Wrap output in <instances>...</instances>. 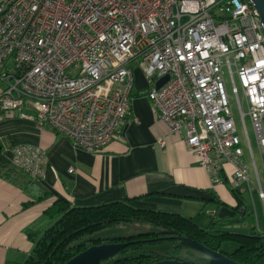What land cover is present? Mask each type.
Segmentation results:
<instances>
[{"label": "built area", "instance_id": "obj_1", "mask_svg": "<svg viewBox=\"0 0 264 264\" xmlns=\"http://www.w3.org/2000/svg\"><path fill=\"white\" fill-rule=\"evenodd\" d=\"M134 66L154 114L211 182L231 164L230 185L251 188L253 172L264 199L246 128L248 118L264 168V33L248 0H0L5 116L18 111L75 148L102 151L131 116ZM11 150L10 163L39 182L45 151L29 143Z\"/></svg>", "mask_w": 264, "mask_h": 264}, {"label": "crops", "instance_id": "obj_2", "mask_svg": "<svg viewBox=\"0 0 264 264\" xmlns=\"http://www.w3.org/2000/svg\"><path fill=\"white\" fill-rule=\"evenodd\" d=\"M136 74L142 83H135ZM132 77L131 116L121 127L119 138L96 153L75 148L66 136L39 128L18 111L13 116L0 111L3 163H10L14 144L39 145L46 156L39 182L21 174V184L17 185L0 176V264H21L25 260L33 248L27 230L48 226L44 211L56 195L74 206L124 202L136 208L178 213L200 227L229 216L240 217L245 203L252 209L253 219L225 229L247 232L253 223L257 232L264 234V199L258 196L253 172L250 177L254 186L239 188L242 203L229 190L231 164L223 166L222 181L212 183L182 137L154 114L144 94L146 80L141 66L132 68ZM2 88L0 81V92ZM257 172L264 193V168L263 173ZM41 192L53 195L38 199ZM24 203L29 204L24 207Z\"/></svg>", "mask_w": 264, "mask_h": 264}, {"label": "trees", "instance_id": "obj_3", "mask_svg": "<svg viewBox=\"0 0 264 264\" xmlns=\"http://www.w3.org/2000/svg\"><path fill=\"white\" fill-rule=\"evenodd\" d=\"M0 170L3 179L17 185L21 184L18 177L21 174L26 176L11 163H3L1 160ZM229 190L242 203L239 188L229 186ZM49 195L53 193H38V199ZM28 204L24 203V207ZM243 210L240 217L229 216L200 227L178 213L136 208L124 202L74 206L56 195L53 203L44 211L48 226L36 231L27 230L33 248L21 264H64L91 245L131 240L134 242L120 251V257L107 260L104 264H148L161 259L180 258L185 247L175 238L176 234L195 240L211 250L220 251L239 264H264V234L258 233L253 223L247 232L225 229L228 225L253 219L249 205L244 203ZM132 221L147 222L158 227L159 231H146L125 237L100 235L106 227ZM226 242L235 244L228 253L222 249ZM155 245L158 246L156 249L150 248ZM190 254L186 251V255Z\"/></svg>", "mask_w": 264, "mask_h": 264}, {"label": "water", "instance_id": "obj_4", "mask_svg": "<svg viewBox=\"0 0 264 264\" xmlns=\"http://www.w3.org/2000/svg\"><path fill=\"white\" fill-rule=\"evenodd\" d=\"M248 1L257 10L260 17V25L264 33V0ZM166 79L167 76H164L163 78L158 80L156 82V87L160 86ZM175 238L179 240V242L185 247L183 252L185 253L184 255L186 256V258L180 257L174 259H161L150 262L148 264H239L224 253L216 250H211L205 247L203 244L188 237L176 234ZM158 239H160V237ZM133 242L134 240L94 244L74 255L64 264H104L105 261L113 259L114 256L119 254L123 248L132 244ZM191 248L197 249L198 251L207 255L206 259H201L202 263H195L192 260H189V256L186 255V251H191Z\"/></svg>", "mask_w": 264, "mask_h": 264}, {"label": "rangeland", "instance_id": "obj_5", "mask_svg": "<svg viewBox=\"0 0 264 264\" xmlns=\"http://www.w3.org/2000/svg\"><path fill=\"white\" fill-rule=\"evenodd\" d=\"M135 79H136L135 80L136 84L138 83V81L141 83L143 82V80L139 74H136ZM224 80H225V86H226L229 104H230L231 110L234 114L235 125H236V128L238 130V133L241 134V121L237 115L235 96L231 92L230 83H229V80H228L226 74H224ZM246 124H247L246 125L247 133H248V136L250 138V142H251V146H252V152H253L254 157L257 159V163H256L257 170L260 171V173H263L261 161L259 160L260 154L258 152V147H257L256 141L254 138L253 130L249 124L248 118H246ZM262 162L264 163V158L262 159ZM262 214L264 217V208H263ZM154 230L159 231V228L154 227L153 225L148 224L147 222L132 221V222H126V223H117L115 225H111L109 227H106V228H104L103 231H101L100 235L106 236V237H125V236H129V235H135L138 233H143L146 231L149 232V231H154ZM236 231H238V230H236ZM157 247L158 246L155 245L154 247H150V248L156 249ZM234 247H235V244L232 242H227V243H224L222 245L223 251L227 252V253L230 252ZM190 252H191V254L189 256V260H192L195 263H202L201 259H206V257H207V255H205L204 253H202V252H200L194 248H191ZM184 254H185L184 252L181 253L182 258H186V256ZM120 256H121V253L115 255L114 258H117Z\"/></svg>", "mask_w": 264, "mask_h": 264}]
</instances>
